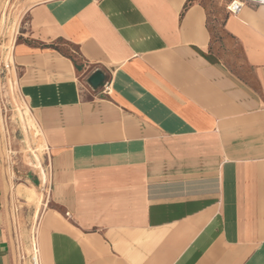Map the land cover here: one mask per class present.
I'll use <instances>...</instances> for the list:
<instances>
[{"label": "crops", "instance_id": "1", "mask_svg": "<svg viewBox=\"0 0 264 264\" xmlns=\"http://www.w3.org/2000/svg\"><path fill=\"white\" fill-rule=\"evenodd\" d=\"M224 30L232 64L198 0L28 7L10 66L47 143L38 264H264V4ZM11 221L0 156V264Z\"/></svg>", "mask_w": 264, "mask_h": 264}, {"label": "rangeland", "instance_id": "2", "mask_svg": "<svg viewBox=\"0 0 264 264\" xmlns=\"http://www.w3.org/2000/svg\"><path fill=\"white\" fill-rule=\"evenodd\" d=\"M39 1L42 0H8L0 27V156L9 177V210L17 264L40 261L39 219L48 178L46 140L18 89L15 69L10 66L21 17ZM198 1L207 10L214 49L232 64L235 59L228 58L224 45L227 6L232 0ZM63 49L75 54L68 46Z\"/></svg>", "mask_w": 264, "mask_h": 264}, {"label": "built area", "instance_id": "3", "mask_svg": "<svg viewBox=\"0 0 264 264\" xmlns=\"http://www.w3.org/2000/svg\"><path fill=\"white\" fill-rule=\"evenodd\" d=\"M247 2L264 4V0H232L227 6L228 11L237 14Z\"/></svg>", "mask_w": 264, "mask_h": 264}, {"label": "water", "instance_id": "4", "mask_svg": "<svg viewBox=\"0 0 264 264\" xmlns=\"http://www.w3.org/2000/svg\"><path fill=\"white\" fill-rule=\"evenodd\" d=\"M105 80V75L102 71H96L94 72L90 78L89 83L92 87L97 88L99 87Z\"/></svg>", "mask_w": 264, "mask_h": 264}, {"label": "trees", "instance_id": "5", "mask_svg": "<svg viewBox=\"0 0 264 264\" xmlns=\"http://www.w3.org/2000/svg\"><path fill=\"white\" fill-rule=\"evenodd\" d=\"M70 57H72L73 58V56L71 55V54H68ZM74 59V58H73Z\"/></svg>", "mask_w": 264, "mask_h": 264}]
</instances>
